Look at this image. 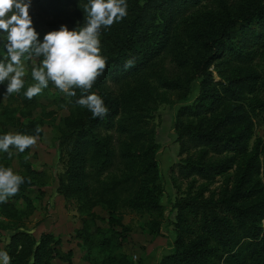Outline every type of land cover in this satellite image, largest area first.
Returning a JSON list of instances; mask_svg holds the SVG:
<instances>
[{
  "label": "rangeland",
  "instance_id": "374dc122",
  "mask_svg": "<svg viewBox=\"0 0 264 264\" xmlns=\"http://www.w3.org/2000/svg\"><path fill=\"white\" fill-rule=\"evenodd\" d=\"M133 1L126 0L127 16L123 20L102 28L99 38L103 57L118 53L122 40L128 36L134 15ZM262 1L200 0L187 6L176 17L167 40L160 39L164 45L154 52L144 70L119 82L108 79L104 83L110 95L128 99L138 118L135 129L138 134L123 131L118 125L99 130L101 135L110 136L114 157L111 165L97 174L90 152L85 155L88 193L82 197H64L59 192L58 178L69 164L74 140L69 132L74 118L83 116L87 108L75 105L51 81L33 99L24 96L27 88L37 83L32 78V68L42 66L43 56L33 55L31 59L28 53L22 56L25 84L19 93L5 97L7 82L0 83V131L16 133L17 126L28 121L41 128L28 152L21 153L12 147L9 156L0 151V166L12 168L14 174H26L24 164L36 171L30 175L34 186L24 190L34 209L26 214L25 203L15 199L9 205L15 213L12 223L25 226L35 237L43 231L59 236L63 253L70 250L71 255L68 260L67 255L55 259L54 264H123L120 256L124 257V264H161L177 243L188 245L208 238L200 227V219L209 213L203 201L231 198L238 203L264 201V47L257 46L247 58L226 51L207 66L206 86L195 76L204 53L199 34L214 33L225 19L239 17ZM84 9L85 5L75 3L53 13L31 0L29 15L42 42L46 33L58 30L61 25L70 30L83 26L87 17ZM156 23L158 19L147 17L138 24L132 44L125 52L148 56L152 40L160 38ZM235 38L232 41L238 49L240 44ZM4 43L6 33H0L1 57L7 55ZM247 75L254 81L252 92H244L240 99L224 93L222 86H232L235 80ZM212 93L219 94L221 101L214 111L209 108L213 104L208 95ZM200 105L206 110H199ZM201 116L206 124L222 121L225 137H235L240 128H246L249 138L241 149L219 153L195 145L188 139L187 128L197 124ZM120 117L125 119L122 123L132 118L123 111ZM231 156L232 166L210 179L179 172L189 160L214 164ZM153 159L157 187L162 192L157 195L159 206L147 210L133 199L141 194L143 169ZM182 206H186L185 218L178 223L177 213ZM214 208L218 215L235 222L226 208ZM261 224L264 228V221ZM4 240L8 236L0 232V246Z\"/></svg>",
  "mask_w": 264,
  "mask_h": 264
},
{
  "label": "trees",
  "instance_id": "16d2710c",
  "mask_svg": "<svg viewBox=\"0 0 264 264\" xmlns=\"http://www.w3.org/2000/svg\"><path fill=\"white\" fill-rule=\"evenodd\" d=\"M34 1L44 6L48 12L53 13L61 12L71 4H88V0ZM140 1H133L134 15L130 23L128 36L122 40L117 50L118 53L106 58V67L103 74L96 79L88 93H96L103 99L105 106L108 108V114L100 119L94 117L88 109H84L83 116L74 118L69 132V136L74 138L69 153V164L58 178L59 192L64 197H82L88 193L86 182L88 173L85 171V155L87 153L90 152L89 158L94 164L97 174L102 173L111 165L114 150L110 136L100 134L99 130L101 128L110 130L118 125L123 131L132 130L134 134H138V131H135L138 118L131 111L128 99L110 95L104 88V83L108 79L119 82L144 70L148 60L155 55L154 52H157L158 48L164 45V42L161 41L167 40L176 17L187 6L196 4L200 0H144L143 3H140ZM147 17L158 19L155 26L160 27L159 33H156L160 34V38L152 40L148 56L135 51L127 54L125 51L132 44V36L137 32L138 24ZM199 37L203 43L204 53L197 64L195 76L199 79L201 85L203 83L206 86L208 85L205 79L207 66L213 60L223 56L226 51L239 56L244 54L243 56L247 58L249 53H253L257 46L264 47V0L260 5L245 10L239 17L225 19L214 33H200ZM234 38L240 44L238 49L232 41ZM128 60L134 61L133 66L125 67ZM0 61H5V57L0 56ZM165 84L174 86V83L170 82ZM252 84H254V81L251 80V76L247 75L235 80L231 84L232 86H222V89L231 98L240 99L244 92L253 91ZM75 91L76 95L71 99L75 105L80 106L76 101L82 93L78 88ZM218 95L217 93L208 95L212 98L210 104L213 105L209 107L212 111L221 103ZM203 107L205 106H201L199 110ZM202 110H206V108ZM122 111L128 116H132L126 123H122L125 120L120 117ZM221 124L222 121L206 124L204 123V117L201 116L197 124L188 126V139L195 145H204L217 153L225 150L241 149L249 138L247 129L240 128L235 137H225ZM36 127V122L28 121L17 126V132L36 136ZM4 134L6 133L0 131V136ZM29 149L30 147L24 152H28ZM233 162L234 157L232 156L214 164L189 160L187 164L180 165L179 172L185 176L197 174L210 179L228 170ZM24 167L26 174H23L22 177H25V182L20 185L18 194L9 197L7 203H0L1 213L4 216V220L0 221V232H5L8 236V241L1 250L6 251L12 257L11 264H54L55 259L65 258V255H67L68 260L71 251L67 250L66 253H63L62 240L59 236L43 231L38 237H35L25 226L12 223L15 220V213L9 205L13 204L12 202L15 199L25 203L26 214L31 213L34 209L30 197L25 194L24 190L34 186L30 175L36 173V171L28 164H24ZM143 173L145 175L141 183L142 192L144 193L141 192L139 197L133 200L137 202L139 207L155 210L159 206L157 195L162 192V188L157 187L155 159L147 162ZM28 178H30V182ZM202 203L209 213L200 219V227L208 238L197 239L188 243V245L177 243L173 253L167 255L161 264H264V228L261 224L264 221L263 200H243L238 203L237 199L231 198L217 202L203 201ZM189 204L191 205V203ZM215 206L226 208L233 214L235 222L231 223L228 217L218 215ZM185 208L186 206H182L178 209V223L185 218ZM208 239L213 241L214 244H211ZM120 257H122L120 259L121 263H126L124 257Z\"/></svg>",
  "mask_w": 264,
  "mask_h": 264
},
{
  "label": "clouds",
  "instance_id": "9594fccd",
  "mask_svg": "<svg viewBox=\"0 0 264 264\" xmlns=\"http://www.w3.org/2000/svg\"><path fill=\"white\" fill-rule=\"evenodd\" d=\"M30 4L31 0H0V33H6L3 47L7 53L5 61H0V83L7 82L4 96L19 93L24 88L25 69L21 57L25 53L29 59L33 55L43 56L42 66L32 68V78L37 83L29 86L24 96L33 99L50 81L69 97L75 96L78 88L82 95L76 103L91 111L94 117L103 119L108 114L103 99L96 93H88L106 67V58L100 54L101 30L127 16L126 0H88L83 26L70 30L61 25L58 30L46 33L42 42L29 15ZM133 63L128 60L125 67ZM35 132L36 136L18 132L0 136V151L11 156L10 147H15L23 153L35 145L41 128L37 126ZM28 180L30 182V178ZM24 182L25 177L14 174L12 168L0 166V203H7L9 197L17 195ZM11 260L6 251L0 250L2 264H11Z\"/></svg>",
  "mask_w": 264,
  "mask_h": 264
},
{
  "label": "crops",
  "instance_id": "0c3cea01",
  "mask_svg": "<svg viewBox=\"0 0 264 264\" xmlns=\"http://www.w3.org/2000/svg\"><path fill=\"white\" fill-rule=\"evenodd\" d=\"M7 241H8V240H4V241L1 242L0 249H2V248L4 247V245L6 244Z\"/></svg>",
  "mask_w": 264,
  "mask_h": 264
},
{
  "label": "built area",
  "instance_id": "2783aa9c",
  "mask_svg": "<svg viewBox=\"0 0 264 264\" xmlns=\"http://www.w3.org/2000/svg\"><path fill=\"white\" fill-rule=\"evenodd\" d=\"M1 250V249H0ZM0 264H2V261H0Z\"/></svg>",
  "mask_w": 264,
  "mask_h": 264
}]
</instances>
